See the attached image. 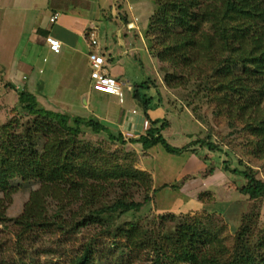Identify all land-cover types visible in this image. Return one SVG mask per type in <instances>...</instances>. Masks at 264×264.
<instances>
[{
    "label": "rangeland",
    "instance_id": "obj_1",
    "mask_svg": "<svg viewBox=\"0 0 264 264\" xmlns=\"http://www.w3.org/2000/svg\"><path fill=\"white\" fill-rule=\"evenodd\" d=\"M25 2L31 3L30 0H0V123L11 118L21 119L19 115L26 113L19 104L16 91L5 84L13 77L20 83V78L16 76H22L30 66L40 63V49L30 42L33 35L29 34L31 17H35L34 8ZM37 2L41 5L42 0ZM237 23L224 18L218 25L226 27L228 31ZM202 27L208 33L214 31L211 24L206 23ZM142 41L148 51V61L141 58L140 66L121 60L130 78L127 85L133 86L147 80L148 89L140 88L143 89L141 93L152 95L155 109L162 110L158 117L169 121L161 132L162 136L170 145L183 150L177 154L167 153L159 144L147 151L140 144L132 143L126 146L109 143L110 146L103 147L108 153H116L117 160L121 162L124 161L123 155L132 151L136 155L132 165L146 171L149 177V182L146 179L147 186L139 184L128 191V198L139 203V209L123 213L115 224L128 226L131 220L138 221L147 229L148 237L149 234L152 238L161 236L162 242L167 234L183 224L186 217L194 231L210 234L213 238L211 252L216 256H219L220 245L226 249L232 248L236 231L244 226L246 241L257 252L255 264H264V252L257 250L259 239L264 237V196L251 199L241 194L240 187L246 184L247 179L236 172L245 171L264 181V139L253 131L258 126L256 121L260 118L264 121V102L259 112L253 108L251 113H243L234 105L222 104L218 99L222 97L216 88L221 82L219 70L230 63L232 71L240 73L242 62L237 56L223 51L206 61L198 60L192 65L179 63L177 66L158 60L156 54L160 47L156 46L154 37L147 39L143 34ZM190 55L187 52L186 57L190 59ZM143 73L148 77L143 78ZM166 74L171 75L166 76L165 81ZM201 81H206L208 88H201L202 92L196 93V85ZM42 82L41 93L36 92L39 104L69 115L95 116L91 109L100 111L101 105L97 103H105L112 97L98 93L95 96L98 102L94 107L92 104L84 105V98L79 97L81 88L74 86L78 80L70 78L66 67L55 69L51 76H42ZM83 84L85 87L82 89L86 90ZM206 89L211 91L210 95L204 94ZM28 116L21 120L25 125L31 123L32 118ZM98 116L115 124L120 114L116 109L108 118ZM135 121H131L129 126L126 124L128 127L120 126L126 139L137 136L134 130L140 122L139 115ZM115 125L118 127L119 123ZM147 125L143 121V128ZM81 138L94 144L106 142L102 134H93L88 129H84ZM4 140L0 137V152ZM39 145L40 142L37 148ZM189 148L194 151H188ZM164 182L169 184L161 188ZM172 183L177 186L172 188ZM11 185L15 187V192L11 195V201L5 204L6 223L0 225V264H20L22 261L24 264H70V258L92 238L96 240L99 255H104L97 258L94 264H115L116 259L119 264L122 260H129L131 264L152 263V252L146 249L121 254L119 250L126 243L116 232L110 233L104 226H89L72 233L68 229L60 231L53 228L44 232L33 229L20 241L16 236L19 229L15 226V220L23 212L30 191L39 184L36 180L22 181L21 177L14 176ZM210 198H214L212 202H209ZM56 204L49 200L48 206L54 207ZM160 215L165 219H161ZM111 227L114 230L116 225ZM113 243L115 251L110 250ZM176 248L175 244L169 245L167 251L174 254Z\"/></svg>",
    "mask_w": 264,
    "mask_h": 264
},
{
    "label": "trees",
    "instance_id": "obj_2",
    "mask_svg": "<svg viewBox=\"0 0 264 264\" xmlns=\"http://www.w3.org/2000/svg\"><path fill=\"white\" fill-rule=\"evenodd\" d=\"M152 3L154 10L144 34L147 39L150 36L157 40L156 46L160 47L156 54L158 60L178 66L179 63L192 65L198 60L206 61L223 51L237 56L242 62L240 73L233 72L230 63L219 70L221 82L216 88L222 97L218 99L243 113H251L253 108L259 112L264 102V0H152ZM54 13L58 12L51 15ZM224 18L238 23L227 31L226 27L218 25ZM206 23L211 24L213 33L204 30L202 25ZM187 52L191 53L190 59L186 57ZM170 75H165V81ZM146 83L147 80L135 86L132 92H125L121 111L129 108L131 100H136L140 110L137 112L149 123L146 130L128 139L115 125L119 121L113 124L96 116L69 115L42 107L36 95L27 90L28 86L17 89L6 83L16 91L19 104L26 113L19 115L21 119L11 118L0 123V137L5 139L0 152V225L6 223L5 204L11 201L15 192L11 179L19 176L22 181L36 180L39 184L30 191L23 212L15 220L19 229L16 236L20 241L33 229L42 232L53 228L68 229L72 233L89 226H104L126 243L119 250L121 254L146 249L152 252L151 264H255L257 252L246 241L244 226L236 231L232 248L220 245L219 256H216L211 252L213 238L210 234L194 231L186 217L183 224L167 234L162 242L161 236L152 238L149 234L148 237L147 229L138 221L131 220L128 226L115 224L123 213L139 209V203L128 198V191L139 184L147 186L149 177L146 171L132 165L136 157L132 151L123 155L121 162L116 153H108L103 147L110 146L109 143L119 146L132 143L140 144L147 151L159 144L167 153L177 154L183 150L170 145L161 134L169 121L148 114L149 109H155L156 103H153L152 95L141 93L143 89L140 88L148 89ZM207 86L206 81L199 82L196 93ZM210 93L207 89L204 92ZM129 94L131 100L127 99ZM26 115L32 118L29 125L21 121ZM256 122L258 126L253 131L264 139V121L260 118ZM84 129L102 134L106 142L84 141L81 138ZM207 146L212 148L209 143ZM188 151L194 150L189 148ZM236 172L247 179L240 187L241 194L251 199L264 196V181L245 171ZM170 186L175 188L177 185L172 183ZM210 199L212 202L214 198ZM49 200L57 204L48 206ZM160 218L165 219L163 215ZM208 218L210 216L205 219ZM112 225H116L114 230H111ZM259 240L257 250L264 252V237ZM95 242L94 238L87 240L82 250L70 258V264H94L97 258L104 256L99 255ZM173 244L177 252L171 254L167 248ZM110 250H116L115 244ZM115 264H119L118 259ZM121 264L131 262L122 260Z\"/></svg>",
    "mask_w": 264,
    "mask_h": 264
},
{
    "label": "crops",
    "instance_id": "obj_3",
    "mask_svg": "<svg viewBox=\"0 0 264 264\" xmlns=\"http://www.w3.org/2000/svg\"><path fill=\"white\" fill-rule=\"evenodd\" d=\"M30 1L29 4L25 2L26 5L34 8L35 13V17H31L30 20L29 34L33 35L30 42L35 43L40 49V63L37 66H30L28 72L23 73L22 76L17 75L16 77L21 80L20 83L16 81L15 77L8 81L17 89H26L28 86L27 90L37 97L36 92L41 93L43 89L42 76H51L55 69L66 67L70 72V78L78 80L74 86L81 88L79 97L84 98V105L92 104L94 107L98 102L95 99L98 93L90 88L91 66L88 58L90 53L103 56L105 72L117 79H126L127 83L130 78L127 76V70L124 69L121 60L125 59L124 62L128 64L135 62L140 66H142L141 58L148 61V51L143 46L142 40L149 17L154 10L152 0H42L41 5L37 0ZM54 11L59 15L57 20L51 23L49 17ZM133 19L134 27L127 28L125 24ZM95 33L97 34L95 35ZM47 35L60 42L58 53L49 49L45 41ZM92 38L96 40V44L91 43ZM34 69L35 74L33 73ZM147 77L143 73V78ZM82 82L85 83L86 90L82 89L85 87ZM39 83H42V86ZM137 85L130 87L132 89ZM130 94L127 95L128 100H131ZM131 101L129 108L121 111V105L111 97L105 103H97L98 106L101 105L100 111L93 108L91 111L100 119L98 115L108 118L117 109L120 114L118 128L121 130V125L132 124L131 121H135V115L139 114L137 111L140 112L139 106L135 104L138 101ZM129 110H136L137 114L133 115ZM160 111L162 110L149 109L148 114L154 118H160L158 117ZM120 118L121 120H119Z\"/></svg>",
    "mask_w": 264,
    "mask_h": 264
},
{
    "label": "built area",
    "instance_id": "obj_4",
    "mask_svg": "<svg viewBox=\"0 0 264 264\" xmlns=\"http://www.w3.org/2000/svg\"><path fill=\"white\" fill-rule=\"evenodd\" d=\"M58 13H54L49 17V21L51 23L55 22L58 18ZM128 27L132 26V23L127 25ZM97 33H95L96 35ZM45 41L49 47V49L54 52L58 53L60 49V42L53 38L52 36H47ZM92 44H96V40L94 38L91 39ZM91 72H90V79H91V88L95 91L106 93L116 97L120 103L123 102L124 93H123V86L124 83L116 79L114 77L109 76L105 72L104 64L105 59L101 55H97L96 53H90L89 56Z\"/></svg>",
    "mask_w": 264,
    "mask_h": 264
},
{
    "label": "clouds",
    "instance_id": "obj_5",
    "mask_svg": "<svg viewBox=\"0 0 264 264\" xmlns=\"http://www.w3.org/2000/svg\"><path fill=\"white\" fill-rule=\"evenodd\" d=\"M134 19L132 20V21H129V22H127L125 25H126V27L127 28H132V27H134ZM129 23H132V26L131 27H128L127 25L129 24ZM90 72H91V70H90ZM106 74H108L107 72H106ZM109 75V74H108ZM109 76H111V75H109ZM111 77H113V76H111ZM89 78H90V76H89ZM115 78V77H114ZM117 79V78H116ZM91 80V79H90ZM123 83H124V86H123V93H124V99H123V102L122 103H120L119 102V100L116 98V97H114V96H112L113 98H115L116 100H117V102L119 103V105H122L123 103H124V100H125V91H127V92H131V91H133V88L131 89V87H130V85H127L128 83L126 82V81H122ZM90 88H91V83H90ZM92 89V88H91ZM92 91H94L95 92V90H93L92 89ZM97 93H102V92H98V91H96ZM103 94H106V93H103ZM107 95H109V94H107ZM130 112H131V114H133V115H135V114H137V112H136V110H129ZM140 116V122H139V124L137 123V126H136V128H135V130H134V133H135V135H137V134H140L141 132H143L144 130H146L148 127H149V123H148V121L145 119V118H143L142 117V114H137V115H135V118H136V116ZM143 121L145 122V123H148V125L146 126V127H144L143 128ZM136 122V121H135ZM123 135H124V133H123ZM126 138V137H125Z\"/></svg>",
    "mask_w": 264,
    "mask_h": 264
}]
</instances>
